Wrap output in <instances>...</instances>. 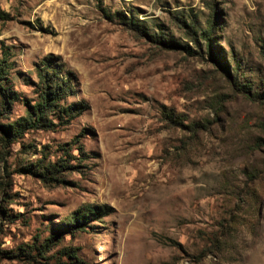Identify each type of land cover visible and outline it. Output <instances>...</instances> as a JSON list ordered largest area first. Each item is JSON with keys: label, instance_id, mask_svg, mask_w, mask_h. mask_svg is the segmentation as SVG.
<instances>
[{"label": "rangeland", "instance_id": "rangeland-1", "mask_svg": "<svg viewBox=\"0 0 264 264\" xmlns=\"http://www.w3.org/2000/svg\"><path fill=\"white\" fill-rule=\"evenodd\" d=\"M0 10V264H264V0ZM39 73L73 117L7 140ZM87 206L110 210L64 226Z\"/></svg>", "mask_w": 264, "mask_h": 264}, {"label": "trees", "instance_id": "trees-1", "mask_svg": "<svg viewBox=\"0 0 264 264\" xmlns=\"http://www.w3.org/2000/svg\"><path fill=\"white\" fill-rule=\"evenodd\" d=\"M3 13L0 10V18H2ZM9 48L4 42L0 41V98L2 100L9 99V92L3 85V79L7 75L10 67L11 61L9 58ZM40 78L43 80L44 87L41 90L38 100L35 104L30 105V109L27 111V114L23 117H20L16 121L9 123L5 127V132L9 136H6V139L9 140L15 136L22 134L23 131L27 129H48L54 126L52 121H46V114L49 111H57L62 114H66L67 119L62 120L61 122H66L69 118L73 116L72 107L67 105H61L60 101L64 98V95L69 91V87L65 84V81L59 79L54 75L48 77L44 76L42 73H39ZM60 117V116H58ZM64 164H48L42 170V179H45L46 176L54 177L59 173L60 169ZM53 179V178H52ZM110 208H91L89 206L80 208L76 211L72 217V223H65L64 226L70 227L71 231H74L78 228V224H84L86 221L96 219L101 217L100 215L108 214ZM74 252L72 253V255Z\"/></svg>", "mask_w": 264, "mask_h": 264}]
</instances>
